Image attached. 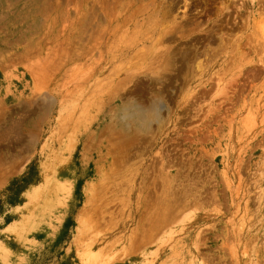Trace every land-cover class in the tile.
Listing matches in <instances>:
<instances>
[{
	"label": "rangeland",
	"instance_id": "rangeland-1",
	"mask_svg": "<svg viewBox=\"0 0 264 264\" xmlns=\"http://www.w3.org/2000/svg\"><path fill=\"white\" fill-rule=\"evenodd\" d=\"M263 30L264 0H0V264H264Z\"/></svg>",
	"mask_w": 264,
	"mask_h": 264
},
{
	"label": "bare ground",
	"instance_id": "bare-ground-1",
	"mask_svg": "<svg viewBox=\"0 0 264 264\" xmlns=\"http://www.w3.org/2000/svg\"><path fill=\"white\" fill-rule=\"evenodd\" d=\"M262 33L264 35V30ZM149 111H147V108H142L139 104H137V106L133 107L132 109L130 108L129 110L125 111L124 115L120 118L124 123V128L130 130L133 127H137L138 129L144 130V128L147 127L146 125L150 124L153 119H160V110L158 107L154 108V110L151 112Z\"/></svg>",
	"mask_w": 264,
	"mask_h": 264
}]
</instances>
